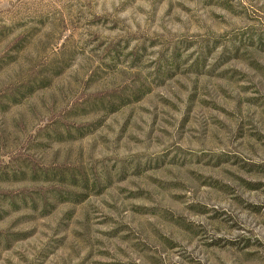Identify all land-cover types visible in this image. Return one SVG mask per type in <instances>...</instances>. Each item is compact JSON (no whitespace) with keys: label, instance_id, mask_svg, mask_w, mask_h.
Returning <instances> with one entry per match:
<instances>
[{"label":"rangeland","instance_id":"obj_1","mask_svg":"<svg viewBox=\"0 0 264 264\" xmlns=\"http://www.w3.org/2000/svg\"><path fill=\"white\" fill-rule=\"evenodd\" d=\"M0 264H264V0H0Z\"/></svg>","mask_w":264,"mask_h":264}]
</instances>
